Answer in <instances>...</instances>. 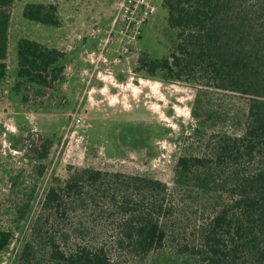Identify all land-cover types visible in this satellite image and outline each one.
Wrapping results in <instances>:
<instances>
[{
    "label": "trees",
    "instance_id": "trees-1",
    "mask_svg": "<svg viewBox=\"0 0 264 264\" xmlns=\"http://www.w3.org/2000/svg\"><path fill=\"white\" fill-rule=\"evenodd\" d=\"M14 3L0 0V83L8 75ZM163 6L176 35L165 57L144 55L139 70L231 95L229 128L209 136L199 131L202 150L178 159L173 187L93 168L53 179L14 264H264V0H163ZM24 17L60 25L56 5L27 4ZM65 57L19 40L15 89L52 88ZM49 146L38 159L48 158ZM13 237V230H0V253Z\"/></svg>",
    "mask_w": 264,
    "mask_h": 264
},
{
    "label": "rangeland",
    "instance_id": "rangeland-1",
    "mask_svg": "<svg viewBox=\"0 0 264 264\" xmlns=\"http://www.w3.org/2000/svg\"><path fill=\"white\" fill-rule=\"evenodd\" d=\"M27 4L56 5L60 25L27 20ZM156 5L129 59L108 69L96 65L92 53L102 47L99 38L111 27L117 0H15L8 75L0 83V230L11 229L14 237L0 253V264L18 258L53 179L93 168L155 177L173 187L178 159L202 150L199 131L209 136L229 128L231 95L139 70L142 56L165 57L176 35L163 1ZM24 38L66 54L64 73L52 88L15 89L18 42ZM73 114L83 119L79 127L72 124ZM45 145L48 158L40 160Z\"/></svg>",
    "mask_w": 264,
    "mask_h": 264
},
{
    "label": "built area",
    "instance_id": "built-area-1",
    "mask_svg": "<svg viewBox=\"0 0 264 264\" xmlns=\"http://www.w3.org/2000/svg\"><path fill=\"white\" fill-rule=\"evenodd\" d=\"M157 1L117 0L111 27L103 38H99L98 45L102 47L92 53L98 61L96 65L111 69L113 65L120 63L122 58L129 59L128 54L132 46L141 39L145 25L157 13ZM97 36L94 35L92 39H98ZM82 123V117L73 114L72 124L79 127Z\"/></svg>",
    "mask_w": 264,
    "mask_h": 264
}]
</instances>
